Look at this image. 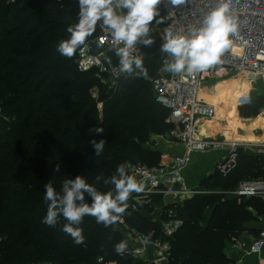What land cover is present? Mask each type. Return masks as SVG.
<instances>
[{
    "label": "trees",
    "instance_id": "trees-1",
    "mask_svg": "<svg viewBox=\"0 0 264 264\" xmlns=\"http://www.w3.org/2000/svg\"><path fill=\"white\" fill-rule=\"evenodd\" d=\"M157 7V24H150V30L165 23ZM78 14V0H0V264H143L132 258L127 244L122 254L116 252L115 246L127 239L114 224L106 227L94 216H84L76 226L85 238L78 245L62 231L68 223L62 216L54 227L42 222L48 208L45 184L51 182L60 193L63 181L80 175L99 192L114 193V185L103 180L117 175L120 165L126 170L128 163L158 164L162 151L150 150L145 143L152 133L166 134L173 127L153 86L168 55L160 51L143 58L147 78L135 75L134 66V73H126L117 90L109 92L94 71L77 68L79 48L71 58L57 51ZM97 34L95 29L87 40ZM259 100L264 107V96ZM258 105L250 102L239 112L249 118L258 113ZM95 127L103 133L88 131ZM93 138L106 140L100 156L89 143ZM246 179H264V155L240 148L238 165L228 177L215 172L202 180L200 188L209 190L177 208L184 224L171 240L169 264L230 262L225 242L264 213L261 198L227 196ZM218 185L221 192H213ZM136 194L130 193L121 216L132 228L158 235L155 208H131ZM85 199L91 203L87 194Z\"/></svg>",
    "mask_w": 264,
    "mask_h": 264
},
{
    "label": "built area",
    "instance_id": "built-area-1",
    "mask_svg": "<svg viewBox=\"0 0 264 264\" xmlns=\"http://www.w3.org/2000/svg\"><path fill=\"white\" fill-rule=\"evenodd\" d=\"M225 4L228 6L225 15L231 17L236 31L230 35L232 43L222 52L219 61L192 73H172L163 70L165 63L170 61L167 57L154 79L156 101L169 111L167 122L173 126L166 134H157V143L163 142L165 146L162 160L153 166L141 162L128 163L126 166V173L142 185V190L136 192L134 202L130 203L131 208L138 210L140 204L153 206V215L160 224L157 235L132 228L123 216L115 223L126 239L131 241V256L143 264L170 263L171 240L184 224L177 208L188 197L199 192L187 186L185 176L194 156L211 150L224 151L215 170L221 177H228L238 165L240 148L264 155V141L242 143L199 134L203 119L214 113V106L199 99L201 86L207 78L220 79L224 73L231 72L244 75L255 87L264 88V0H181L179 4L161 0L158 6L165 23L152 28L149 34L158 30L165 41L169 29L173 34H190L191 29L201 26L209 12ZM96 29L98 34L81 46L86 51L81 55L78 50L75 63L81 72L94 71L100 83L109 92H115L126 73L119 72L120 58L116 55L110 33L99 23ZM133 55L141 56L138 47ZM96 60H99L98 64ZM98 107L101 111L103 103L100 102ZM179 148V152L171 154ZM227 194L237 198L258 197L264 201V179L242 180ZM154 196L163 199L156 204L153 202ZM230 243L233 249L260 254L264 246V231L250 244L237 238Z\"/></svg>",
    "mask_w": 264,
    "mask_h": 264
},
{
    "label": "clouds",
    "instance_id": "clouds-1",
    "mask_svg": "<svg viewBox=\"0 0 264 264\" xmlns=\"http://www.w3.org/2000/svg\"><path fill=\"white\" fill-rule=\"evenodd\" d=\"M78 2L79 19L67 28L69 38L59 42L57 51L62 56L71 58L79 48L83 55L86 49L81 46L99 23L112 37L116 55L120 58L119 72L133 74L135 66L138 70L135 75H143L147 78L142 57L133 53L138 44L147 47L153 43L149 37V25L159 16L157 6L161 0H78ZM170 2L180 3L179 0H170ZM227 8L225 4L209 12L202 20L201 26L191 29L190 34H173L169 29L161 51L168 55L170 61L165 63L163 70L172 73L184 71L192 73L217 63L222 52L232 43L229 39L230 35L236 31L231 17L225 15ZM95 63L98 64L99 60ZM88 131L102 134L103 128L95 127ZM89 143L94 148V155L100 156L104 151L106 140L93 138ZM59 171L60 165L57 164L54 172ZM101 179L102 174L96 177L97 182ZM103 183L114 185V193L99 192L94 186L86 183L80 175L63 181L60 193L55 190L51 182L45 184V201L48 203V208L42 222L54 227L58 217L62 216L68 221L62 231L69 234L78 245L82 244L85 238L82 229L76 226L81 223L84 216H94L97 223H103L106 227L116 223L127 208L126 202L130 193L141 191L142 185L126 173L124 165L117 168V175L104 179ZM85 194L91 198V203L86 201ZM125 249L126 243L123 241L115 246L119 254Z\"/></svg>",
    "mask_w": 264,
    "mask_h": 264
},
{
    "label": "rangeland",
    "instance_id": "rangeland-1",
    "mask_svg": "<svg viewBox=\"0 0 264 264\" xmlns=\"http://www.w3.org/2000/svg\"><path fill=\"white\" fill-rule=\"evenodd\" d=\"M157 17L153 20V22L151 23L152 25H156L157 23ZM231 72H226L223 74V77H225L223 79V81L220 82H216L218 79H210L207 78L203 84H202V93L205 95V99L212 103V104H217L219 113L221 115V119L222 123L221 126L224 129H227V127H230V132L227 131V135L229 133V136L227 137H231L234 136L232 134V132L236 131V129L238 128L237 123H239L241 126H243L244 129H246L247 134L248 135H252L255 132V122H257L258 120H263L264 121V114H261V111L264 109V107L261 105L260 102V96H264V88L261 87H255L245 81L239 80L238 78H236L235 76L230 75ZM99 87L96 86L93 90L95 95H99ZM250 102L253 103H257V105L259 106V111L256 115H253L249 118L244 117L240 114L239 112V108L243 105H246ZM241 118V121L238 122V119ZM244 123V124H243ZM220 127V128H222ZM241 128V129H243ZM222 132L224 131L223 129H221ZM231 134V135H230ZM159 135V134H158ZM238 135V134H237ZM240 137H243L242 135H240ZM157 134L152 133L150 139L145 143L146 147L150 150H157V151H163V149L165 148L164 143L163 142H159V144L157 143ZM213 151H217V150H213ZM162 153V152H161ZM246 154H248L246 152ZM206 156H210V152L209 154H207ZM161 157L163 158V155L161 154ZM208 158V157H206ZM214 159V158H213ZM207 160V159H206ZM205 160V157L203 158V164L199 165V166H194L191 167L192 171V175L190 177V180L187 184V186L189 188H192L194 190L197 189H201L198 191H202V192H207V190L200 188L201 187V182L203 179H208L210 178L211 174L215 173V166L213 165V160L211 162H209L208 164L204 165L207 161ZM141 163L147 164L145 161H140ZM148 165V164H147ZM195 165V164H194ZM207 187V186H205ZM221 185L215 186L213 188V192H221ZM231 191V190H229ZM200 193V192H198ZM197 193H195L194 195H196ZM227 196H230L229 194H227ZM192 197V196H191ZM188 197L187 199L191 198ZM231 197V196H230ZM162 197L161 196H157V200H154V203H160L162 201ZM241 200V199H240ZM144 212L148 213V208L147 206H143L141 208ZM154 212V211H153ZM152 213V212H151ZM115 228L120 232L121 228L114 223ZM122 236V235H121ZM123 237V236H122ZM125 243L129 246H131V241L126 240ZM131 248V247H130ZM129 253V252H128ZM133 258V257H132ZM134 259V258H133ZM108 264H117L116 262H112V263H108Z\"/></svg>",
    "mask_w": 264,
    "mask_h": 264
},
{
    "label": "crops",
    "instance_id": "crops-1",
    "mask_svg": "<svg viewBox=\"0 0 264 264\" xmlns=\"http://www.w3.org/2000/svg\"><path fill=\"white\" fill-rule=\"evenodd\" d=\"M223 79L216 81V82L223 81ZM214 105L217 106V104H214ZM261 114H264V109L261 111ZM240 121H241V118L238 119V122H240ZM221 124H223V123L222 122L216 123V124L212 123L213 130L215 132H217V134L222 136V137L231 138V139H228V141L229 140L230 141H239L242 143H258V142L264 141V121L263 120H258L257 122H255V125H254V127H255L254 132L255 133L252 135H248L246 129H244L243 126H241L239 123H237L238 128L236 129V131L232 132V134L234 136L227 137V136H229V133L227 135V131L230 132V127L228 126L227 129H224L225 127L223 128L221 126ZM220 127H222V128H220ZM241 128H243V129H241ZM221 129H223L224 131L222 132ZM240 135H242L243 137H240ZM209 138H214V137L209 136ZM216 139H225V138H216ZM180 150H181L180 148L177 150H174V152H171V154L175 153L177 151L179 152ZM244 151L247 152L248 154H255L254 151H252L248 148H244ZM209 152H210V156H206L207 154H209ZM209 152H207L205 154H199V155L194 156L191 164L188 166V168L185 171L187 184L190 183L189 180H190V177H191L192 171H193L191 169V167L199 166V165L203 164L202 161H203L204 157H205V160L207 159L206 160L207 162L204 165L208 164L209 162H211L213 160L212 166H215L216 163L225 154V152L222 150H217V151L211 150ZM256 155H258V154H256ZM206 157H208V158H206ZM196 164H199V165H196ZM215 171L216 170H214V172ZM197 190H201V189H197ZM257 218H258L257 221H253V222L248 223L247 229L244 230L239 236L232 237L230 240L225 242L226 248L224 249V253L230 261L228 264H264V246H263L260 254H258V253H246V252L241 251L240 249H233L231 247V243H230L232 241V239L237 238L238 240H242V241L250 244L259 235V233L261 231H264V213L258 215Z\"/></svg>",
    "mask_w": 264,
    "mask_h": 264
},
{
    "label": "bare ground",
    "instance_id": "bare-ground-1",
    "mask_svg": "<svg viewBox=\"0 0 264 264\" xmlns=\"http://www.w3.org/2000/svg\"><path fill=\"white\" fill-rule=\"evenodd\" d=\"M230 75L232 76H235L236 78H238L239 80H242V81H245L249 84H251V82L242 74H236V73H231ZM224 77L218 79L217 81L219 80H222ZM199 99L200 100H204L206 102H208L206 99H205V95L202 93V88L199 92ZM209 104H211L212 106H214V113L212 116H210L209 118H204L203 121H202V124L199 126L200 127V132L199 134L200 135H206V137L209 138V136H213L214 138H225L224 140H227L228 139H231V138H226V137H222L220 135L217 134V132H215L213 130V126H212V123H220L222 122V119H221V115L219 113V110L217 108L216 105L208 102ZM230 141V140H229Z\"/></svg>",
    "mask_w": 264,
    "mask_h": 264
},
{
    "label": "water",
    "instance_id": "water-1",
    "mask_svg": "<svg viewBox=\"0 0 264 264\" xmlns=\"http://www.w3.org/2000/svg\"><path fill=\"white\" fill-rule=\"evenodd\" d=\"M149 37L153 40V43L150 46L145 47L140 44L137 45L140 49L142 59L160 52L163 43L166 42L158 30L149 34Z\"/></svg>",
    "mask_w": 264,
    "mask_h": 264
},
{
    "label": "snow or ice",
    "instance_id": "snow-or-ice-1",
    "mask_svg": "<svg viewBox=\"0 0 264 264\" xmlns=\"http://www.w3.org/2000/svg\"><path fill=\"white\" fill-rule=\"evenodd\" d=\"M179 2H181V0H179Z\"/></svg>",
    "mask_w": 264,
    "mask_h": 264
}]
</instances>
